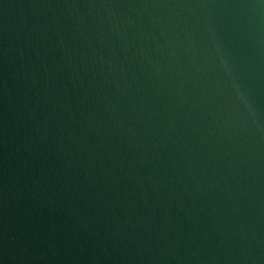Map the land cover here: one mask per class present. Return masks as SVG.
<instances>
[{
    "label": "water",
    "instance_id": "water-1",
    "mask_svg": "<svg viewBox=\"0 0 264 264\" xmlns=\"http://www.w3.org/2000/svg\"><path fill=\"white\" fill-rule=\"evenodd\" d=\"M0 264H264V0H0Z\"/></svg>",
    "mask_w": 264,
    "mask_h": 264
}]
</instances>
